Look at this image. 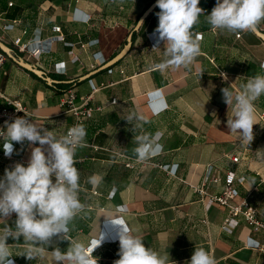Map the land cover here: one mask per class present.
<instances>
[{
  "label": "crops",
  "instance_id": "crops-1",
  "mask_svg": "<svg viewBox=\"0 0 264 264\" xmlns=\"http://www.w3.org/2000/svg\"><path fill=\"white\" fill-rule=\"evenodd\" d=\"M151 2L0 0V25L13 24L6 32L0 30L1 42L12 49V38L20 36L30 42L43 39L53 35L50 27L58 25L63 42L73 47L55 42L49 54L37 59L14 53L52 79L68 81L63 84H71L76 103L91 87L97 88L88 103L91 116L80 124L87 134L74 157L84 210L70 223L68 241L53 238L49 246H40L45 250L31 260L20 254L32 245L22 237L9 238V259L14 264H54L51 251L55 247L66 253L75 241L91 250L100 239L91 255L96 264H113L119 259L116 220H123L146 247L161 256L168 255L169 264H188L195 248L209 252L216 264H264V231H254L239 214L230 215V208L244 201L264 223V95L254 102V139L246 146L229 132L231 106L224 103L221 91L228 87L235 94L248 78L264 75V44L259 39L250 31L213 29L205 15L210 14L216 0H200L198 6L204 15L192 28L194 38L200 34L198 56L186 68L161 71L155 65L165 59L166 46L161 42L159 48H154L159 12L156 7L132 33L129 50L119 61L88 79L78 80L122 48L127 34ZM87 16L89 20L84 23ZM257 29L264 33V21ZM236 34L239 38L234 37ZM89 41L84 49L78 47V42ZM70 49L77 61L67 56ZM94 53L97 55L93 57ZM61 62L63 71L56 74L54 66ZM90 65L94 69H89ZM153 92L157 97L150 99L148 95ZM63 96L64 91L47 86L9 59L0 66V109L5 105L3 97L16 101L31 116V122L57 137L74 121L59 106ZM130 113L143 117L142 128L134 132L133 125L123 119ZM261 113L262 120L258 118ZM141 133L151 134L161 149L157 155L135 162L133 137ZM13 146L11 159L3 158L0 148V177L16 163L26 166L31 147L39 145L13 142ZM231 157L237 162H231ZM125 163L130 166L125 167ZM208 168L217 182L205 180ZM229 173L235 179L243 178L241 184L233 181L236 197L226 206L209 203L211 197L221 194ZM92 177L102 179L93 185L89 182ZM227 218L237 222L230 232L223 229ZM15 219L13 214L5 222L0 221V229L5 223L14 228Z\"/></svg>",
  "mask_w": 264,
  "mask_h": 264
},
{
  "label": "clouds",
  "instance_id": "clouds-1",
  "mask_svg": "<svg viewBox=\"0 0 264 264\" xmlns=\"http://www.w3.org/2000/svg\"><path fill=\"white\" fill-rule=\"evenodd\" d=\"M200 0H156L159 12L154 48L163 43L165 59L155 67L158 70L188 67L198 56L199 37L194 38L192 28L199 22L204 10ZM204 15V14H203ZM207 23L213 28L230 33L254 32L264 21V0H216L210 14L205 15ZM143 21H141L142 25ZM264 70V64L261 65ZM223 75V74H222ZM226 78V77H225ZM224 103L231 106V118L227 119L229 132L236 139L250 145L254 139L253 125L255 101L264 95V75L247 79L237 93L228 87L221 89ZM132 124L131 131L142 128L143 117L130 113L123 118ZM135 121V123H133ZM83 125L73 126L66 134L57 137L53 131L18 117L11 123L5 122L0 129L5 156L13 152V142L31 147L27 165L16 163L11 170L5 169L0 177V221L15 214L14 228L0 229V264H14L6 241L9 238L30 243L32 247L20 255L31 260L37 252L49 246L53 240L68 241L69 225L80 214L85 205L79 199V172L75 167L76 149L83 146L86 136ZM136 147L133 153L138 161H145L156 155L160 149L156 139L147 133L136 134ZM46 146V147H45ZM264 155V153H262ZM102 178L92 177L90 183L97 185ZM113 223L119 226L116 238L119 242V259L113 264H169V256H161L145 246L143 240L124 226L123 220ZM101 239L89 250L82 243L72 241L67 252L59 247L51 251L54 264H96L92 251ZM188 264H216L215 258L203 248H195Z\"/></svg>",
  "mask_w": 264,
  "mask_h": 264
},
{
  "label": "built area",
  "instance_id": "built-area-1",
  "mask_svg": "<svg viewBox=\"0 0 264 264\" xmlns=\"http://www.w3.org/2000/svg\"><path fill=\"white\" fill-rule=\"evenodd\" d=\"M8 6H11V3H8ZM88 20H89V17L87 16L83 20V22L86 23ZM12 23H14V22H12ZM12 25L13 24L0 25V30L2 32H6L12 28ZM50 32L53 35H51L49 37H45L43 39L39 38V39L33 40L31 42L30 41H23L20 36L14 37L10 40V45L12 48L11 50L13 52H15L16 54H21L23 56L32 57L35 59L39 58L42 55H47L50 53L51 45L53 43H55V42L64 43L63 37L60 33V28L58 25H54V26L50 27ZM24 34H25V31L22 30L21 35H24ZM239 36H240V34H236L234 37L239 38ZM195 37L200 38V34H197ZM90 43H91V41L86 42V43L78 42L77 44H78V47L80 49H84L86 46H89ZM92 43H93V41H92ZM64 44L70 48L73 47V44H69V43H64ZM66 54H67V56L71 57L72 62L77 61V57L75 55H73L71 49ZM95 55H97V53L92 54L93 57ZM5 60H6V57L0 52V66ZM89 69H91V70L94 69V65H90ZM62 71H63V63L61 62V63L55 64L54 72L56 74H59V73H62ZM107 72L109 73L110 70H107ZM220 76H223V75L220 74ZM96 91H97V88L91 87V90L87 95L81 96L78 98L79 103H76V95L71 89H68L64 92V96L59 101V106L61 108H65L66 111L69 112L74 117V121L65 129L63 135L66 134L73 126L80 125L84 119L89 118L91 116L92 109L90 107H88V103L91 100L92 94ZM148 96L150 99H153V98L157 97V93L153 92V93H150ZM3 99H4L5 105L3 108L0 109V129H2L4 127L6 121L11 123L15 118H18V117H24V118H27L30 122L32 121L31 116L26 113V111L20 106V104L18 102L10 100L6 97H3ZM114 102H115L114 99H112L111 103H114ZM150 105L151 104L149 103V106ZM150 107H152V106H150ZM162 108H163V106H161V108H159V109H162ZM159 109H156V111H158ZM258 118L260 120H262L263 114L262 113L259 114ZM3 143H4V141L0 140V148L2 150L1 155L5 159H11L12 154L10 156H5L4 149H3ZM229 159L233 163L237 162L236 157H233V158L231 157ZM134 161L135 162H141V161H138L137 158H135ZM124 166L129 167L130 164L125 163ZM209 171H210V168H208V170H207V175L205 177V180H208L210 182H217L218 181L217 178L211 177L209 174ZM234 180L240 184L243 182L242 177L235 179L232 173L227 174L225 177V180H224L223 190H222L221 194L219 196H216V197H214V196L211 197L209 199V203L215 202L221 206H226L228 204L229 200H232L233 198H235L237 193H236L235 189L232 188V184H233ZM197 190L201 192L200 189H197ZM238 214L242 216L243 221L246 224H248L249 226H251L254 231H257V230H263L264 231V223H262L260 220L257 219L256 210L254 208L248 206L244 201H241L239 204L230 208V215L231 216L235 217ZM236 224H237V222L233 218H230V219L227 218L224 220L223 229L230 232V230L233 227H235Z\"/></svg>",
  "mask_w": 264,
  "mask_h": 264
},
{
  "label": "water",
  "instance_id": "water-1",
  "mask_svg": "<svg viewBox=\"0 0 264 264\" xmlns=\"http://www.w3.org/2000/svg\"><path fill=\"white\" fill-rule=\"evenodd\" d=\"M156 8V0L151 2L144 11L140 14L138 19L136 20L133 28L131 31L127 34L125 38V43L122 46V48L107 62L99 66L94 71H91L89 73L84 74L83 76L79 77V81L88 79L91 75L101 71L105 70L112 65H114L117 61H119L129 50V47L131 45V35L132 33H135L139 26L141 25V21H143L154 9ZM251 32V31H250ZM257 39H259L264 44V33L256 29V31L251 32ZM0 52L6 57V59H9L11 62H13L15 65H17L19 68L25 70L26 72L34 75L37 79L44 82L47 86H54L58 83H61V81H57L52 79L51 77L47 76L42 70L37 69L34 65L27 63L24 61L21 57L17 56L8 46H6L3 42L0 41ZM68 83V81L63 82Z\"/></svg>",
  "mask_w": 264,
  "mask_h": 264
},
{
  "label": "trees",
  "instance_id": "trees-1",
  "mask_svg": "<svg viewBox=\"0 0 264 264\" xmlns=\"http://www.w3.org/2000/svg\"><path fill=\"white\" fill-rule=\"evenodd\" d=\"M152 2L154 1V0H151ZM148 6V5H147ZM155 10V9H154ZM153 10V11H154ZM152 11V12H153ZM33 76V75H32ZM49 77H51V78H53L52 76H50V75H48ZM71 88V84H63V83H59V84H57V85H55V89L56 90H62V91H66V90H68V89H70Z\"/></svg>",
  "mask_w": 264,
  "mask_h": 264
},
{
  "label": "snow or ice",
  "instance_id": "snow-or-ice-1",
  "mask_svg": "<svg viewBox=\"0 0 264 264\" xmlns=\"http://www.w3.org/2000/svg\"><path fill=\"white\" fill-rule=\"evenodd\" d=\"M153 107L155 108L156 106L154 105Z\"/></svg>",
  "mask_w": 264,
  "mask_h": 264
}]
</instances>
